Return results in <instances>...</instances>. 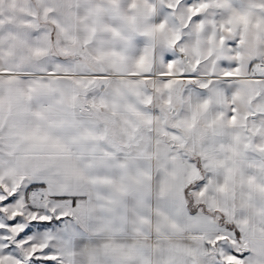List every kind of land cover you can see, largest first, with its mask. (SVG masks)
<instances>
[{"label":"crops","instance_id":"1","mask_svg":"<svg viewBox=\"0 0 264 264\" xmlns=\"http://www.w3.org/2000/svg\"><path fill=\"white\" fill-rule=\"evenodd\" d=\"M187 3L0 0V188L46 183L63 264H237L221 242L264 240V0Z\"/></svg>","mask_w":264,"mask_h":264},{"label":"snow or ice","instance_id":"2","mask_svg":"<svg viewBox=\"0 0 264 264\" xmlns=\"http://www.w3.org/2000/svg\"><path fill=\"white\" fill-rule=\"evenodd\" d=\"M194 6L193 0H188L187 7ZM201 20L202 17L200 16L194 18V22H200ZM233 46H235V42H233ZM176 59V53L165 54V64L174 63ZM196 77L197 73L187 74L189 80H195ZM203 187V183H198L191 190L200 191ZM46 190L47 185L42 181L31 182L27 187H22L11 195L0 189V218H2V223H0V258L8 256L18 260L20 264H63L59 251L55 246L56 242L52 241L47 246L43 244L49 234H63L65 237L68 235L65 227L71 218L64 216L62 209L50 211L49 209H37L35 206L28 204V212L37 218L26 219L24 215H6L7 209L15 208L20 203L21 193L24 194L27 203L33 193ZM54 199L57 202L71 199L74 206H78L80 202L79 197H55ZM196 212L198 210L193 209V213ZM16 228H21V231L14 235L12 230ZM229 230L232 232V237H229V240L235 242L234 238L241 234L234 227ZM220 246L225 248L230 255H235L237 259L244 258L243 253L236 252L228 243L221 242ZM25 253H28V255H25Z\"/></svg>","mask_w":264,"mask_h":264},{"label":"rangeland","instance_id":"3","mask_svg":"<svg viewBox=\"0 0 264 264\" xmlns=\"http://www.w3.org/2000/svg\"><path fill=\"white\" fill-rule=\"evenodd\" d=\"M211 51H210V61H217L218 57H219V52L217 50L216 46L211 45ZM78 52V51H77ZM213 70H215L216 68H212ZM244 114H242V120L240 121L242 123H249L251 121H244L245 119H247V116L245 115L247 113V110L245 109ZM254 122V121H252ZM254 125V123H253ZM258 146V145H256ZM6 187V186H5ZM3 189L4 191H6L9 195H11L14 192L17 191H11L10 188L6 187V188H0ZM25 197L24 195L21 193V200L20 203L15 207V208H10L6 210V215H10V216H17V215H24L26 219H32V217H35V215H31V213L28 212V207L27 205L30 204L29 200L27 201V203H25ZM32 205V204H30ZM34 206V204H33ZM35 208H40L39 206H35ZM35 219V218H33ZM2 220V218H1ZM14 235L15 233H18L19 231H21V228H16L12 230ZM14 238V237H13ZM45 243V240L43 241V244ZM233 249L235 251L239 250V247L241 250V253L244 254V258H242L241 263H237V264H264V240H259V241H245L242 242L241 244L238 242L235 245L232 246ZM244 250L248 251V255L245 254V252H243ZM35 251V250H33ZM240 251V250H239ZM25 255H28V253H25ZM222 255V253H221ZM222 255V258H224V260L228 257V255ZM214 261L211 260L210 258V263L211 264H224L219 258H215L213 257ZM223 260V261H224ZM0 264H20V262L18 260H14L11 257L5 256L0 258Z\"/></svg>","mask_w":264,"mask_h":264},{"label":"trees","instance_id":"4","mask_svg":"<svg viewBox=\"0 0 264 264\" xmlns=\"http://www.w3.org/2000/svg\"><path fill=\"white\" fill-rule=\"evenodd\" d=\"M199 182H200V180H199ZM187 206H188V209H189L190 212H193V209H197V210L201 209L204 213H206V214H210V215H213L214 217L217 218L218 222H219L222 226H225V227L228 228V229H231V228L234 227L233 225L228 224V223L226 222V220L224 219V217H223L221 214H219V213H217V212H210V211H208L204 206L196 205V204L194 203V201L192 200V198H190V196H189L188 199H187ZM234 228H235V227H234Z\"/></svg>","mask_w":264,"mask_h":264}]
</instances>
